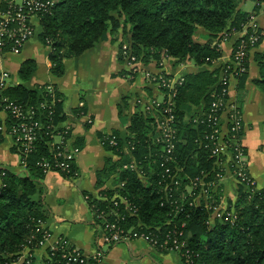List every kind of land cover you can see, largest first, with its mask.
Masks as SVG:
<instances>
[{
  "label": "trees",
  "instance_id": "obj_1",
  "mask_svg": "<svg viewBox=\"0 0 264 264\" xmlns=\"http://www.w3.org/2000/svg\"><path fill=\"white\" fill-rule=\"evenodd\" d=\"M242 1L58 0L49 12L38 15L35 25L32 40L49 49L50 74L56 78L64 75L65 60L97 48L109 31L122 33L119 48L122 63V50L126 46L135 62L147 72L146 67L153 63L157 71L161 70L163 59L172 64L207 67L179 78L169 72L152 76V85L160 99L152 97V101L158 105L147 109L146 104L139 102L141 107L130 118L124 141L117 132L99 134L103 149L112 153L116 161L106 160L104 168L97 173V192L84 193L96 226L103 222L98 216L104 215L105 220L124 231L149 234L160 243L166 236L181 232L178 242L183 243L182 247L173 252L155 249L162 254L174 253L182 264H264V189L246 186L234 176L237 196L234 201L226 199L225 205L222 204L225 198L220 179L227 173L222 164L228 156H212L219 136L210 138L212 127L206 118L211 102L223 86V72L228 67L230 74L235 68L231 63H221L211 69L222 58L220 45L241 32L251 16L260 12L264 16V0H250L254 3L252 13L238 10ZM199 30L206 33L202 37L208 40L205 44L194 40ZM250 34L248 30L242 39L234 36L232 40V63L239 47H244L245 52L233 77L237 82L234 102L239 110L249 53L261 43L250 46ZM255 60L261 73L254 85L264 92V54L255 55ZM35 71L34 62H25L18 72V85L3 92L10 102L22 107L27 123L37 122L40 126L27 155L14 146L24 160L25 176H14L8 171L0 176V264H104L92 257L68 261L62 257V251L69 254L75 248L62 239H58L53 249L45 248L43 255L37 254L46 235L51 236L47 227L50 213L44 204L41 183L46 173L39 164L48 163L52 172L65 179L73 178L76 170L74 163L68 172L57 166L63 162L56 156L61 150L51 138L53 133L66 132L58 127L67 119L64 99L55 88L51 93L45 86L27 89L25 84ZM126 71L125 75L135 76V72ZM41 104L45 108L38 110ZM29 110L33 116L28 114ZM79 115H84L80 108L71 112L73 117ZM169 116L173 118V149L171 154H166L165 138L158 127ZM196 117L200 118L197 125L192 122ZM13 123L8 119L6 124L11 128ZM227 130L222 140L231 156L229 171L234 172L232 162H238L235 156L239 151L230 144L229 124ZM80 145L78 140L74 142V146ZM240 151L245 156V149ZM131 164L134 170L129 169ZM244 171L250 178L245 168ZM108 180H112L113 186L104 189ZM119 198L127 202L132 215ZM217 209H221L220 218L215 215Z\"/></svg>",
  "mask_w": 264,
  "mask_h": 264
},
{
  "label": "crops",
  "instance_id": "obj_2",
  "mask_svg": "<svg viewBox=\"0 0 264 264\" xmlns=\"http://www.w3.org/2000/svg\"><path fill=\"white\" fill-rule=\"evenodd\" d=\"M254 3L252 2V9ZM251 9V11H252ZM238 10L244 11L243 8ZM263 32L261 43L249 53L247 79L241 94L244 132L243 144L248 155V169L257 190L264 189V92L254 85L260 78V68L255 55L264 54V16L260 12L257 18ZM206 33L199 30L194 38L198 44H205L202 39ZM123 42L121 31H109L97 48L84 55L64 61V75L61 78L50 74L51 63L49 49L37 40L28 42L19 55L0 51V72L10 74L9 87L17 86L18 72L25 62L36 64V71L31 80L25 84L29 90L50 85L62 95L63 110L67 119L58 127L67 129L62 134L69 147L80 150L74 167L75 176L65 179L55 172L45 174L44 204L48 207L50 217L47 223L51 237L62 239L87 258L92 257L101 248L102 230L93 223L91 211L84 193H96L97 173L105 166L106 160L116 161V157L103 149L99 134L117 132L120 139H126V129L130 118L138 112L142 95L154 97L157 93L154 85L144 84L141 76H134L129 81L127 72L119 59V48ZM222 58H228L232 52L233 42L223 43ZM219 60L211 69L221 64ZM173 69V70H171ZM168 72L175 78L201 72L207 67H197L192 63L173 64ZM155 87V88H154ZM237 82L229 86V98L237 97ZM143 93V94H142ZM158 95V94H157ZM156 98V97H154ZM157 97L156 99H158ZM84 115L71 116L73 110L79 109ZM70 132V133H69ZM67 133V134H66ZM61 138L56 137L54 142ZM78 140L80 147L74 146ZM11 137L4 135L0 142V176L4 171L14 176H25L22 157L15 151ZM1 183V179H0ZM224 198L234 201L237 196L236 183L228 176L222 179ZM113 186L108 180L104 189ZM104 251V264H182L174 253H160L142 241H132ZM106 249V250H105ZM44 254V250L38 251Z\"/></svg>",
  "mask_w": 264,
  "mask_h": 264
},
{
  "label": "built area",
  "instance_id": "obj_3",
  "mask_svg": "<svg viewBox=\"0 0 264 264\" xmlns=\"http://www.w3.org/2000/svg\"><path fill=\"white\" fill-rule=\"evenodd\" d=\"M57 2L58 0H0V51L8 52L9 54L13 55H19L22 52L24 46L28 42H30L35 35V25L38 15L44 12H49V10H51L57 4ZM2 5L3 9H1ZM246 29V31L244 30V36L246 35L248 30L251 33L248 37L250 46L258 44L259 41L261 42L260 36L263 37V32L255 22L250 23V26L248 25ZM244 36H240L239 38L242 39ZM243 43L244 42L242 41L240 44ZM244 53V47H239V50L236 53L234 59V63L237 66V69L241 66L239 60L244 57ZM122 56L128 69L134 72H136L137 69L139 70L140 65L135 62V59L132 57L126 46L123 47ZM228 70L229 68L227 67L226 71L223 72L221 78L223 86L221 87L220 92L215 95V100L211 102V110L209 112L210 114H208L206 118L207 122H209L210 126L212 127V134L210 138L214 139V136H218L219 131L221 132V119L222 115L224 114V116L229 121L231 133L230 142H232L239 138L238 135L242 131L243 123L240 117L241 111L237 109L235 102H231L229 98V81L230 79H232V77L229 76L227 72ZM9 83L10 74L8 72H0V136L3 137L4 135H8L9 137H11L13 144L21 148L23 155H27L31 151L33 143L36 140V130L39 128L40 124L37 122L27 123V114L23 111L22 107L14 104L13 102H10L7 97L3 96V92L7 88H9ZM182 83L183 80L180 81V84ZM157 85L158 84H156V86ZM45 89L48 93L54 92V87L50 85L46 86ZM153 104L158 105V103H156L155 101L153 102ZM44 108L45 105L41 104L39 105L38 110H43ZM28 114L33 116V112L31 110H29ZM8 119L14 121L11 128H8L6 124ZM172 119V116H169L167 120L161 122L158 127L159 130H161L163 137L165 138L166 154H171L173 149L171 141L173 138L172 135L174 133V130L171 127ZM192 122L193 124L197 125L198 123H200V118L196 117L192 120ZM50 129L53 132V126H51ZM67 129L65 130L67 131ZM53 135L54 136L51 137L53 140V144L58 146V149L61 150L57 153L56 156L63 161L62 163L57 164V166L68 172L70 170L71 163H75L80 150L76 147H69L64 141L63 136H61L62 134L53 133ZM56 137L61 138L57 143L54 142ZM100 143L102 145V141H100ZM110 144L114 145L112 141L110 142ZM231 145L235 147V150L239 151L235 156V159H237L238 161L236 162V164L239 166V168L237 167L236 170L232 172L233 176L240 178V183L246 186H252L251 180L248 178L246 172L244 171V166L240 161V158L243 156V152L240 151L242 148L239 145L238 140L237 144ZM218 147L219 146L216 144V146L212 149V156H219L224 154L218 149ZM22 165L24 168L25 163L23 159ZM39 166H41L45 170V173L52 172L48 163H42L39 164ZM129 169L134 170V164L129 165ZM165 172H168V170H166ZM217 176L219 178V175ZM224 177L225 176H222L221 179L219 178L220 181H222ZM198 183H201V181H199ZM120 202L125 205L127 211H131L129 205L125 200L120 199ZM220 210L221 209H217L215 212V215L218 218L221 217ZM130 214L132 215L133 211H131ZM98 218L103 219V222L100 225V228L102 230L101 248L108 249L120 244H128L132 241H142L147 243L153 249L159 247V249H163L169 252H173L183 246V243L180 244L178 242L179 238L182 236L181 232H175L166 236L162 243H160L157 238L149 234H139L130 230L124 231L115 223H111L110 221L105 220L104 215H100L98 216ZM50 237L51 236H49L48 234L46 235L44 243L40 244L41 249ZM58 243L59 240H55L47 248L50 247L51 249H53ZM101 248L95 253V255L92 256V258H99L102 260L105 253ZM61 249H63L62 246ZM62 257L67 258L68 261H76L78 259L83 260L85 258L87 260L89 259L83 256L76 249H74L69 254H65L62 251Z\"/></svg>",
  "mask_w": 264,
  "mask_h": 264
},
{
  "label": "rangeland",
  "instance_id": "obj_4",
  "mask_svg": "<svg viewBox=\"0 0 264 264\" xmlns=\"http://www.w3.org/2000/svg\"><path fill=\"white\" fill-rule=\"evenodd\" d=\"M240 6H241V8H243L244 10H245V12H248V13H252V11H251V9H252V2L250 1V0H243L240 4H239V6H238V8H240ZM259 17V15H257V16H255V15H253V16H251L250 17V19H249V22L247 23V24H245L244 25V27H243V30L241 31V32H239V33H237V34H235L234 36H236V37H240V36H244V30L246 31L247 29H246V27H248V25L250 26V23H252V22H255L256 23V25L257 26H259V24H258V22H257V18ZM230 37L229 38V40L227 41V42H230V41H232L233 40V38H235V37ZM223 43H226V41L225 42H222V44L220 45V47L222 48L223 47ZM118 55H119V53H118ZM230 56H231V54H230ZM230 56L228 57V58H225L224 60H222L221 61V59H220V61H221V63H223V64H225V63H232L231 62V60H230ZM122 65L124 66V68H125V70H130V69H128L127 68V66H126V64H125V62L124 63H122ZM233 65L235 66V68H234V71L232 72V73H230L229 74V76H231L232 77V79H230V81H229V83H231L235 78H233L234 77V75L236 74L237 75V71L238 70H236V68H237V66L235 65V63H233ZM153 66H155V64L153 63V64H149L146 68H148L149 69V71L147 72L145 69H141L142 68V65H140V68H139V70L137 69V71L134 73L136 76H141L142 78V80H143V82H144V84L146 85V82H147V84H148V86H151L152 85V82H151V78H152V76H154L155 74H166V73H168V71L171 69V68H173V64L169 61V62H165V60L163 59L162 60V63H161V67L160 68H162L161 70H156ZM171 70H173V69H171ZM131 71V70H130ZM131 72H134V71H131ZM132 79V77H130V76H128V80L130 81ZM46 86H49V85H46L45 84V87ZM143 94V93H142ZM157 94H159V93H156V96H154V97H159ZM153 99H152V97H150V95H147V94H145V95H142V97H141V99L139 100L140 102H141V104H146V106H147V109H152V106H153V101H152ZM158 100H160V99H158ZM231 102H234L233 100H230ZM240 111H241V114H240V117H241V120H242V123H243V125H244V120H243V110H242V108L240 109ZM221 124H222V129H221V132L219 131V138H218V140H217V142H216V144L219 146L218 147V149L221 151V152H223L224 154H227V156H228V158H227V160L222 164V166L225 168V169H227V175L228 176H230V178L235 182V183H237V181H236V179L234 178V176H233V174H232V172H230L229 170H230V166H229V162H230V160H231V156H230V154L227 152V146L224 144V142H223V140H222V135H224V134H227V125L229 124V121L227 120V118L224 116V114L222 115V119H221ZM244 132V126H243V128H242V131H241V133H243ZM238 140V143H239V145L241 146V148H243V149H245V146H244V144H243V139H242V136H240L239 137V139H237ZM237 140H234V141H232L231 142V144H237ZM245 151H246V149H245ZM240 161L242 162V165L244 166V168H245V170L248 172V174H249V179L251 180V183H252V187L253 188H256V185H255V182H254V180H253V178L251 177V175H250V173H249V169H248V163H249V161H248V155H247V151H246V153H245V156H242L241 158H240ZM232 162V161H231ZM232 166L236 169L237 167L239 168V166L236 164V163H234V162H232ZM225 178V177H224ZM188 190H190V188H187ZM190 192V191H189ZM48 233H50L49 232V230H48ZM55 237L54 236H52V237H50L49 239H48V241H46V243L44 244V246L42 247V249L41 250H44L45 248H47L51 243H53L54 241H55V239H54ZM59 239V238H58ZM57 239V240H58ZM106 250V249H105ZM81 253V252H80ZM37 254L38 255H40V253L39 252H37ZM83 255V254H82ZM83 256H85V255H83ZM86 257V256H85Z\"/></svg>",
  "mask_w": 264,
  "mask_h": 264
}]
</instances>
